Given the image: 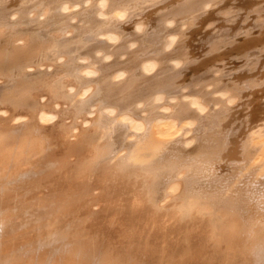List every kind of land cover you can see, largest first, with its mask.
<instances>
[{"label":"bare ground","instance_id":"6f19581e","mask_svg":"<svg viewBox=\"0 0 264 264\" xmlns=\"http://www.w3.org/2000/svg\"><path fill=\"white\" fill-rule=\"evenodd\" d=\"M6 26L53 43L70 89L58 99L88 124L99 163L140 183L152 219L82 228L33 197L53 165L17 145L0 170V264H264V0H0Z\"/></svg>","mask_w":264,"mask_h":264},{"label":"flooded vegetation","instance_id":"af4514ba","mask_svg":"<svg viewBox=\"0 0 264 264\" xmlns=\"http://www.w3.org/2000/svg\"><path fill=\"white\" fill-rule=\"evenodd\" d=\"M98 16L90 23L89 20L72 22L70 25L78 28H68L56 38L73 40L80 27H91L104 20L103 14ZM16 28L21 27H0V170L8 171L13 151L20 145L23 149L20 160H37L42 170L53 165L52 171L32 181L30 191L36 199L44 198L62 209L77 211L78 219L84 223L82 228L90 230L122 226L130 219L145 224L152 215L147 212L149 201L140 183L121 177L114 168L99 163L90 141L81 136V129H86L88 124L58 99L62 92H70L67 86L64 85L62 91L58 86L64 69L56 64L64 65L66 61L50 63V57L54 56L53 43L34 36H16L19 30ZM96 41L110 47L119 38L105 35ZM93 58L101 59L102 53L94 54ZM89 62L90 59L81 64ZM15 77V86L10 90L7 82ZM91 118V115L86 116V119ZM162 129L157 132L158 138L173 136ZM9 145L15 146L5 148ZM155 217L158 221L163 219L160 214ZM96 233L94 229L93 234Z\"/></svg>","mask_w":264,"mask_h":264},{"label":"rangeland","instance_id":"374dc122","mask_svg":"<svg viewBox=\"0 0 264 264\" xmlns=\"http://www.w3.org/2000/svg\"><path fill=\"white\" fill-rule=\"evenodd\" d=\"M14 16H16V14H12V15H10L9 18H12V17H14ZM81 57H82V56L77 57L76 62H79V61L81 60ZM186 89H187V87H186V88H184V87H183V88H180V89H179V92H180V93H185V92L187 91ZM206 89H207V88H206ZM183 96H184V97H187V95H183Z\"/></svg>","mask_w":264,"mask_h":264}]
</instances>
